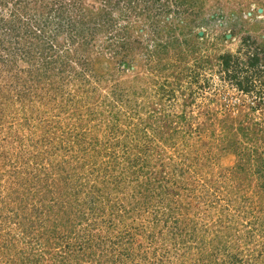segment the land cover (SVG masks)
I'll return each instance as SVG.
<instances>
[{"label": "rangeland", "instance_id": "rangeland-1", "mask_svg": "<svg viewBox=\"0 0 264 264\" xmlns=\"http://www.w3.org/2000/svg\"><path fill=\"white\" fill-rule=\"evenodd\" d=\"M17 1L0 264H264V0H84L87 37L25 25L74 0Z\"/></svg>", "mask_w": 264, "mask_h": 264}, {"label": "trees", "instance_id": "trees-1", "mask_svg": "<svg viewBox=\"0 0 264 264\" xmlns=\"http://www.w3.org/2000/svg\"><path fill=\"white\" fill-rule=\"evenodd\" d=\"M6 1L7 0H5V2ZM26 4L29 5L30 2L27 0L26 1H24V0L17 1L16 5H15L16 10H13L12 16L16 17L17 14L19 15L18 10L21 7L27 8L28 6ZM45 8L47 9V7H45ZM72 14L77 15V18H73ZM96 14L98 15L101 13H98V12L96 13L90 6L85 4L84 0H74L70 5H68L65 2L64 5H61L59 8H56L53 10H51V9L44 10V7H43L42 10L39 11V18H37L36 15H34L33 17H30L27 20V21H29V23H27L25 25L31 27L30 23H32L33 21H35L36 24H38V26H40V25L42 26L43 23H46L47 25H49V23L53 24V21L56 19V22L58 24L57 29H56L58 35L65 34V33H70V35H71V33L73 31H76L79 36H82V34L84 33V37H87L89 35L86 34V32H87L86 30H87V28H89L88 27L89 23H91V24L95 23V21H96L95 15ZM102 15H103V12H102ZM51 16H54L53 19ZM103 16H104V19L102 21L103 23L100 26L105 27V28L114 27V23H113L114 18L109 17L110 13L107 12ZM18 17H20V16H18ZM4 23H5V21L0 18V36H3V38H4L3 42L7 43V40L11 41V40H13V37L9 38V39L7 38L8 33L5 29ZM5 24H7V23H5ZM43 28H44V30H41V32L39 30L31 32L32 36L35 39H38V45L41 46L39 49H42L43 44H45V42H46V40H44L42 38L43 36L41 35L45 31L46 27H43ZM26 30H28V29H25L23 31L24 34H27V33H25ZM123 30H124V28H122L120 30V32H123ZM10 33L11 32H9V35H10ZM122 36H123V34H119L116 37V38H118L116 41L118 43L121 42L119 44H121V46L123 48H126V49L131 48L132 43L130 42V40L125 38V37H122ZM18 37L19 36L16 35L15 40L18 39ZM119 39H121V40L119 41ZM8 43H9V41H8ZM86 44L87 43H85L84 45H86ZM6 48L7 47H5V49ZM14 56L15 55H8L7 57H5V54L0 52V60L2 62H4L5 60L7 61L10 58H13ZM258 170H259V173L264 172V158L260 159V162L258 164ZM60 225L65 226L66 224L63 221H61ZM68 246H70V245L68 244Z\"/></svg>", "mask_w": 264, "mask_h": 264}]
</instances>
